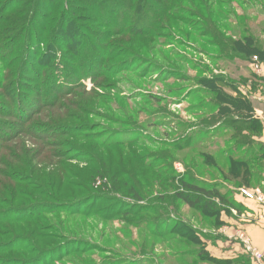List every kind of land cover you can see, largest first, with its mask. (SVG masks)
Instances as JSON below:
<instances>
[{
    "label": "rangeland",
    "instance_id": "rangeland-1",
    "mask_svg": "<svg viewBox=\"0 0 264 264\" xmlns=\"http://www.w3.org/2000/svg\"><path fill=\"white\" fill-rule=\"evenodd\" d=\"M100 1L95 16L78 0H0V264H213L178 223L209 249L223 225L174 192L217 188L236 219L252 217L241 189L264 196V165L236 179L227 157L263 146V124L254 138L230 103L264 88L237 50H264V0Z\"/></svg>",
    "mask_w": 264,
    "mask_h": 264
},
{
    "label": "trees",
    "instance_id": "trees-1",
    "mask_svg": "<svg viewBox=\"0 0 264 264\" xmlns=\"http://www.w3.org/2000/svg\"><path fill=\"white\" fill-rule=\"evenodd\" d=\"M33 1V0H31ZM37 1V0H35ZM79 2H81L83 5L86 6V9L93 11V13L95 14V16L97 15L98 12H96V10H98V5H99V0H78ZM90 1V2H89ZM212 1V0H209ZM217 1V0H215ZM27 0H24L25 5L27 6L28 4H26ZM49 2H56L58 5L61 2V7H63V9L68 10V4L71 2V0H49ZM89 2V3H87ZM98 2V4H97ZM102 2L104 4H101L102 6L105 5H109V4H115V0H102ZM28 3V2H27ZM116 3H119V1L116 0ZM40 6H42L44 8V5L48 4L45 1H40L39 2ZM56 4V5H57ZM90 4H92V6H90ZM51 7V6H50ZM100 8V6H99ZM95 11V12H94ZM99 11V10H98ZM55 12V10H54ZM49 16H48V20L45 17L43 20H46L45 22L37 25L39 26V31L38 32H43L45 31L49 26V23L53 17V11L50 10L49 12ZM44 17V16H42ZM30 22V21H28ZM250 38H245L243 40V42L241 43V46L239 45L238 47V51L243 52L244 54L248 55L247 57L250 56H260V58L264 59V50H259L254 46V41H250ZM251 42V43H248ZM243 43H247L245 45V48L242 47ZM236 47V44H235ZM72 49V48H69ZM73 50V49H72ZM251 58V57H250ZM264 62V61H262ZM261 63V62H260ZM219 99V98H218ZM220 100V99H219ZM231 100V99H230ZM231 105H233V110H232V114L233 115H237L240 114L241 116H243V119H245V131L248 132L250 135H253V137L255 138V136L258 137V135L261 134V127L259 126L258 122L253 119L252 116V104L250 101H240V102H234V103H230ZM236 118V122L237 120H239L240 118L235 117ZM234 122V123H236ZM237 149L227 153V157H229L231 160H229L230 164V169H229V174L234 177V178H253L256 177V173L255 172H246L247 171V167H245L246 163L248 161H257V163H260V166L264 165V146H260L259 145V150H262L260 152H256V151H249L248 153L245 154L242 157H236L234 158L233 156L235 155V151ZM260 154V155H259ZM263 159V161H261ZM247 166V165H246ZM259 178H262V183L264 184V175L263 172L261 174H259ZM250 183V182H249ZM248 184V183H247ZM244 184V185H247ZM181 188L179 190H176L174 192V198L178 201H181L182 203H184L186 206H188L190 209L202 214L205 217H216L217 221L215 222L216 227L218 226H222V222H221V217L222 214L225 209L227 210H236L235 209V205L236 203L231 202L229 200V196L227 194H223L220 190H218L217 188H213V187H209L206 185H200L197 182H192L189 180H181ZM248 187V186H247ZM262 188V186H260ZM137 199L139 201L142 200V198H140L139 196H137ZM143 202H140V206L138 208V212H142L144 210H154L153 207L154 205H148L145 206L144 204H142ZM143 206V207H142ZM226 206H228L226 208ZM221 207L220 210H218L217 208ZM234 208V209H233ZM216 210V211H215ZM222 211V212H221ZM153 212V211H152ZM172 217L168 216L167 219L162 220L160 222V225L163 227H167V225L169 224L167 221L171 222L172 220H170ZM179 228L181 229L180 231H176V233L178 234V236L184 238L185 241H187L189 244H193V245H201L203 247L200 248L198 250V252H193L195 253L196 257H198L199 261H204V262H209V263H213V264H227V262L224 261H219L215 258H213L207 251H206V244L202 241V235L196 233L197 231L195 228H191L189 229V225H187L186 223H178ZM187 229V230H185ZM194 231V232H193ZM172 233V232H171ZM155 235H157L158 237H162L161 235L164 234H159L157 232H154ZM165 234H169L168 232H165ZM109 264H121L120 262H112Z\"/></svg>",
    "mask_w": 264,
    "mask_h": 264
},
{
    "label": "crops",
    "instance_id": "crops-1",
    "mask_svg": "<svg viewBox=\"0 0 264 264\" xmlns=\"http://www.w3.org/2000/svg\"><path fill=\"white\" fill-rule=\"evenodd\" d=\"M252 64H255L253 66H256L258 69L256 73L259 78L264 81V62L260 64L254 62ZM246 93L245 95H247ZM250 95L252 98L249 99L251 103L252 100L254 101L255 111H257L259 107L264 108V88H260ZM258 141L264 146V137ZM252 203L258 207L257 203ZM253 205L250 206L251 208L249 207L251 210V218H228L225 216L226 214L222 213L221 222L223 227L218 231H213L216 233V236L214 239L215 242H213L214 244L210 249L207 246L208 244L202 239L206 244V251L213 258L227 262V264H252L250 254L247 252L239 237L242 232L247 235L253 247L264 251V220L258 218L257 209L255 210V205Z\"/></svg>",
    "mask_w": 264,
    "mask_h": 264
},
{
    "label": "built area",
    "instance_id": "built-area-1",
    "mask_svg": "<svg viewBox=\"0 0 264 264\" xmlns=\"http://www.w3.org/2000/svg\"><path fill=\"white\" fill-rule=\"evenodd\" d=\"M255 63H257L258 57L253 58ZM253 119L260 121L264 126V112L256 111L253 115ZM239 194L245 198V200L255 202L258 204L260 210V220H264V196L256 192H250L245 189H241ZM240 240L244 244L247 252L250 254V259L252 264H264V251L259 250L252 246L249 238L245 233L240 234Z\"/></svg>",
    "mask_w": 264,
    "mask_h": 264
}]
</instances>
